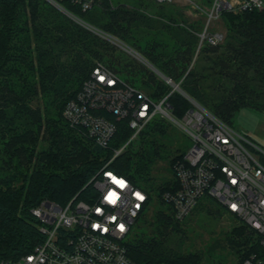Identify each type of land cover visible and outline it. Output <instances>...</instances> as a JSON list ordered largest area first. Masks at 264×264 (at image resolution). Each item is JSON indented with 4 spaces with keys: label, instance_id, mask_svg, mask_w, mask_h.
<instances>
[{
    "label": "trees",
    "instance_id": "1",
    "mask_svg": "<svg viewBox=\"0 0 264 264\" xmlns=\"http://www.w3.org/2000/svg\"><path fill=\"white\" fill-rule=\"evenodd\" d=\"M100 2L88 11L71 1L62 4L103 31L128 41L133 26L146 20L139 8L112 0ZM223 16L229 31L227 40L222 45L205 44L198 57L221 55L220 61H215L219 67L217 79L208 80L204 68L196 67L198 60L183 79L199 40L173 19L166 28L178 27L192 35L190 41H177L170 49L166 43L163 47L162 41L138 48L166 76L176 82L183 79L181 86L191 96L232 125L242 108L264 112V10ZM116 50L110 41L79 25L47 0H0V259L17 260L43 240L40 221L32 212L41 201L49 199L65 206L76 196V200H88L93 188L91 178L133 133L128 120L120 121L110 146L104 148L65 119V105L76 96L97 61L106 63L132 84L149 89L152 97L159 99L171 91V86L148 67L136 61L116 60ZM252 70L256 74L253 78L249 76ZM223 77L238 80L232 89L225 88L231 91L228 96L223 95ZM253 82L259 83L260 93L251 87ZM34 100L40 103L34 105ZM169 101L177 117L190 107L178 92H173ZM166 123L161 118L153 119L139 135L143 149L132 152L129 145L108 168L135 182H140L138 178L149 180L150 167L164 150L150 133L165 136ZM179 157L173 158L172 166ZM173 180L157 188L161 204L166 205L162 194ZM157 223L150 237L130 238L127 245L131 258L140 264H200L199 256L185 255L168 246L170 231H179L181 223L171 212L158 211ZM232 234L240 238L233 237L232 242L249 246L244 258L252 253L264 255L260 235L249 225L244 223Z\"/></svg>",
    "mask_w": 264,
    "mask_h": 264
},
{
    "label": "built area",
    "instance_id": "2",
    "mask_svg": "<svg viewBox=\"0 0 264 264\" xmlns=\"http://www.w3.org/2000/svg\"><path fill=\"white\" fill-rule=\"evenodd\" d=\"M86 29L102 38H119L98 29L64 8V0H50ZM91 10L100 0H67ZM158 5L179 0H154ZM193 14L203 19L197 53L183 79L194 67L205 44L218 45L224 34L212 30L224 13L241 14L264 10V0H183ZM118 43V44H119ZM132 53L139 54L131 49ZM155 71V70H154ZM157 72V71H156ZM171 91L152 97L102 61H97L76 96L65 105L63 115L73 128L84 130L99 146L108 148L118 123L128 120L133 133L110 162L119 156L142 130L160 118L178 124L193 141L173 164L174 182L162 199L174 218L184 221L203 197L217 200L225 210L260 235L264 250V147L246 132L235 129L191 96L181 82L158 71ZM180 93L190 107L182 117L174 114L169 98ZM108 162L89 184L88 200L74 197L67 205L44 199L32 209L38 217L43 240L33 251L17 260L0 264H140L129 255L128 241L133 225L151 203L152 192L129 176L109 169ZM145 186V187H143ZM161 264H172L162 262ZM241 264H264V255L252 253Z\"/></svg>",
    "mask_w": 264,
    "mask_h": 264
},
{
    "label": "rangeland",
    "instance_id": "3",
    "mask_svg": "<svg viewBox=\"0 0 264 264\" xmlns=\"http://www.w3.org/2000/svg\"><path fill=\"white\" fill-rule=\"evenodd\" d=\"M47 1L65 13L64 10H62L60 7H57L50 0ZM112 1L116 4H124L130 7L139 8L141 12L145 13L147 16L145 17V22L140 24L137 23L133 26L129 32V41L114 35L120 40V43H114L110 41L117 48L116 52H114V58L116 60L121 59L123 62L136 61L148 67L150 70L155 72L160 79H163V77L154 71V69L148 63H145L135 56L131 49L141 54V56H143L148 62L157 67L149 60L147 56L143 54L138 46L144 47L148 42L159 43L158 41H162L163 47L166 46L164 44L166 43L168 45V49H170L175 43H177V41H190L191 38H193L192 35L179 31L178 27L170 28V30L167 29L166 24L170 23V19H173V22L176 24L178 23L188 27L192 34L197 36L199 40L198 33L201 31L203 19L200 16L193 14L191 9H189V5L183 0L163 6L158 5L154 0ZM65 14L69 16L67 12ZM80 18L90 23L92 26L101 29L97 24L91 23L87 17L86 19L83 17ZM74 21L83 26L78 21ZM212 30L220 31L224 34V40L218 45L225 43L228 38L229 31L226 19L223 15L220 19L214 22ZM196 53L197 48L193 58L195 57ZM108 59H111V57ZM220 59L221 55L219 53H212L211 56L203 54L200 56V59H198L196 67L204 68L202 70L203 75H205L208 80L217 79L219 78V74L217 73L219 67L215 61H220ZM233 71H236V73L239 72L237 70ZM244 72L245 70L242 69L240 71L241 75H244ZM236 73L235 75H237ZM249 76L253 78L256 76V74L252 70L249 72ZM223 78L225 85H223L224 88L223 86L221 88H223V93H225L223 95L228 96L229 88L232 89L238 80L234 78L231 79L232 77ZM137 79L138 81H136V83L139 85L141 79L139 77ZM257 84L259 83L253 82L250 85L253 87V89H255V92L260 93L262 89L258 87ZM227 86H229V88L225 89ZM142 88L147 92H151L147 88ZM37 103L40 102L38 100H34L33 104L37 105ZM157 118H160V114L157 116ZM165 121L168 123V125H166L167 127L165 136H163L164 134L161 136L160 133H155L154 131L150 133V137L153 139L155 138L159 143H162V147H164V150H160L162 157L159 156L156 159L154 165L150 167L149 180H142L141 178H138L140 184H146L148 186L147 188L150 190L153 188V190H151L153 200L145 208L143 214L140 215L136 223L133 225L130 238L140 237L143 235L150 237L155 233V229H157L158 226V211L162 210L166 214H168V212L170 213V210L167 208V206L161 204V201L157 195V188L160 185L171 181L173 177V169L171 168L173 158L180 153H186L193 145L192 139L185 132V130L170 120ZM232 126L239 131L248 133V135L254 141L264 147V112L251 108H242L233 118ZM142 146L143 143H141V140L138 138L133 141L130 148L132 152H138L143 149ZM2 166L3 164L0 157V172L2 171ZM208 198L209 197L206 196L203 197L199 201L198 205L193 209L191 214H189L184 221H181L179 225V231H170L168 246L170 249L179 251L185 255L194 254L199 256L200 264H241L242 259L248 252L249 246L237 244L231 240L233 237L236 240H240L239 236H234L232 232L235 228L242 227L244 223L237 217L229 214L217 200Z\"/></svg>",
    "mask_w": 264,
    "mask_h": 264
},
{
    "label": "bare ground",
    "instance_id": "4",
    "mask_svg": "<svg viewBox=\"0 0 264 264\" xmlns=\"http://www.w3.org/2000/svg\"><path fill=\"white\" fill-rule=\"evenodd\" d=\"M135 56H137L140 60L144 61L145 63H148L150 66H152L150 62H148L143 56H141V54H135Z\"/></svg>",
    "mask_w": 264,
    "mask_h": 264
},
{
    "label": "water",
    "instance_id": "5",
    "mask_svg": "<svg viewBox=\"0 0 264 264\" xmlns=\"http://www.w3.org/2000/svg\"><path fill=\"white\" fill-rule=\"evenodd\" d=\"M155 71H160L157 67H155L154 65L151 66ZM161 72V71H160Z\"/></svg>",
    "mask_w": 264,
    "mask_h": 264
}]
</instances>
